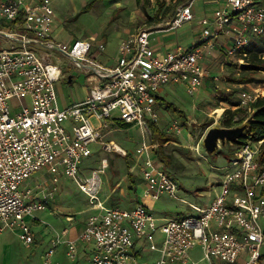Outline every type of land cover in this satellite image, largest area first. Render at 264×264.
I'll return each instance as SVG.
<instances>
[{"label": "built area", "instance_id": "1", "mask_svg": "<svg viewBox=\"0 0 264 264\" xmlns=\"http://www.w3.org/2000/svg\"><path fill=\"white\" fill-rule=\"evenodd\" d=\"M194 1L185 0L161 30L193 20ZM222 2L202 20V41L160 53L151 43L152 30L138 28L121 41L115 63L108 65L95 57L90 40L70 42L53 36L51 0H0V234L18 230L30 246L35 236L29 218L47 207L39 191L57 190L61 178L68 177L98 210L76 237L65 241L73 261L80 255L79 242H93L88 264H201L191 255L196 245L202 248L204 264H264V162L260 157L264 140H247L231 156L225 173L211 184V190L217 188L215 195L204 205L190 203L198 215L160 217L147 204L163 196L178 198L180 189L153 146L152 124L160 123V89L184 85L194 93L210 73L203 59L216 49L221 36L231 40L226 55L244 61L254 38L264 35V0ZM98 49L103 51L106 45ZM60 53L89 81L87 95L67 107L59 105L56 87L60 79L70 76L61 65ZM258 97L244 90L236 107L252 114L251 104ZM112 123L132 125L142 133L136 154L141 157L139 174L145 187L131 208L105 206L99 196L107 162L92 170L81 167L82 160L93 154V143L129 156L116 141L107 140L109 132L118 129ZM182 130L183 124L174 119L164 131L179 135ZM39 171H46L50 181L38 184L36 190L23 189ZM68 233V228L62 230ZM61 242L58 235L44 264L51 263Z\"/></svg>", "mask_w": 264, "mask_h": 264}, {"label": "rangeland", "instance_id": "2", "mask_svg": "<svg viewBox=\"0 0 264 264\" xmlns=\"http://www.w3.org/2000/svg\"><path fill=\"white\" fill-rule=\"evenodd\" d=\"M51 1L56 24L53 36L70 42L77 39L90 40L94 44L95 57L107 64L115 63L119 44L138 28H150L153 31L150 35L151 43L162 48L170 44L190 46L202 41L205 28L202 20L211 17L223 5L222 1L208 4L209 0H195L192 7L195 15L193 20L173 30H161L185 0ZM168 6L169 12L164 16ZM256 40H259L257 48L261 51L264 49V35L254 38V44ZM103 43L106 49L101 51L98 47ZM215 48L216 53H213L215 50L211 51L212 54L209 53L214 56L210 67L216 65L214 72L217 78L213 82L202 85L194 93H190L184 85L169 84L160 89L162 99L158 104V113L161 129L168 128L174 119L183 124L182 132L175 135L177 139L164 145L165 153L170 155V161L166 165L179 184V197L174 199L163 196L155 202L153 208L160 217L198 215L199 212L190 203L204 205L208 197L215 195L217 188L211 190V184H217L225 173V167L231 161L229 150L236 147L231 141L225 144L220 142L217 153L210 154L204 146L207 132L212 127L222 126L219 120L225 109H234V105L239 104L242 91L249 90L264 96V70H244L242 66L246 59L240 61L239 56L226 55L224 44L219 40ZM59 56L68 75L74 77L72 82L64 77L56 83L59 105L67 107L87 95L89 81L87 75L80 72L69 58L61 53ZM250 115L246 111L239 117L244 118L245 122ZM115 127L118 129L109 132L107 140L116 141L129 156L105 151L99 143H93V154L82 160L81 167L92 170L107 162L109 166L102 174L103 186L99 196L105 206L131 208L143 195L145 187L139 174L141 157L136 154L142 133L132 125L112 123V128ZM47 181H50L47 172L39 171L28 179L23 189L28 186L36 190L38 184ZM39 193L43 195L41 198L46 201L47 207L36 211L35 216L29 218L34 231V242L27 246L21 240L18 230H5L0 234V264H44L46 252L58 240L57 234L62 243L55 248L50 264H88L86 258L91 254L93 242L78 243L80 255L77 261L67 256L65 243L72 232L76 237L89 216L98 211L89 205L87 194L68 177L61 178L57 190L53 191L48 187L46 191ZM46 194L48 198L44 197ZM64 228L69 229L66 235L62 234ZM191 255L194 260L205 263L202 261L204 254L200 245L191 250ZM152 256L155 260L158 254Z\"/></svg>", "mask_w": 264, "mask_h": 264}, {"label": "trees", "instance_id": "3", "mask_svg": "<svg viewBox=\"0 0 264 264\" xmlns=\"http://www.w3.org/2000/svg\"><path fill=\"white\" fill-rule=\"evenodd\" d=\"M169 9L170 6H168L167 10L163 13L164 16H166V14L169 12ZM258 46L259 40H256L255 44L253 42L252 45L247 49V55L244 56V59H246V63L242 66L244 70H264V49L260 48L262 49L260 51L257 48ZM260 52H262V54H260ZM251 106L254 111L251 114L252 120L249 128L240 141L234 142V145L236 147L229 150V152L231 153L230 156L236 155L240 146L246 143L247 140H252L253 142L264 140V96L258 97V99L253 102ZM246 111L247 109L243 107H236L234 109L231 107L227 108L225 109L219 121L224 127H235L244 122V118H242L241 120H237L236 117ZM181 114L186 117V114L183 111H181ZM123 126H126V124ZM152 129L153 146L155 148V152L163 163L168 164L170 161V155L165 153L164 145L171 140H176L177 136L162 130L155 124H152ZM260 157L264 162V141L261 144Z\"/></svg>", "mask_w": 264, "mask_h": 264}, {"label": "water", "instance_id": "4", "mask_svg": "<svg viewBox=\"0 0 264 264\" xmlns=\"http://www.w3.org/2000/svg\"><path fill=\"white\" fill-rule=\"evenodd\" d=\"M69 82L73 81V76L70 75ZM252 117L250 116L245 122L235 127H224V126H216L209 129L205 138H204V146L206 150L210 154L217 153L220 142L225 144L227 141L237 142L240 141L249 125L251 123Z\"/></svg>", "mask_w": 264, "mask_h": 264}, {"label": "crops", "instance_id": "5", "mask_svg": "<svg viewBox=\"0 0 264 264\" xmlns=\"http://www.w3.org/2000/svg\"><path fill=\"white\" fill-rule=\"evenodd\" d=\"M220 1H223V0H209V3L208 4H211V3H219ZM56 27V24L54 25V31H55V28ZM153 32V31H152ZM54 33V32H53ZM219 42H221L222 44H224V50H226V48L229 46V44H230V42H231V40H230V38H229V36H227V35H223V36H221L220 37V39H219ZM155 46V48L160 52V53H165V52H167V51H169L170 49H172L175 45H172V44H170V45H168V46H166L165 48H162L161 46H159V45H154ZM216 51L217 50H215L213 53H216ZM212 52H210L211 54H212ZM211 54H207V56L203 59V64L209 69V74L206 76V78H205V80H204V83H203V85L205 84H207V83H211V82H213V79H215V78H217L216 76H215V72H214V67L216 66H212V67H210V65H211V63H212V59H213V55H211ZM209 55V56H208ZM116 61V60H115ZM107 64V63H106ZM114 64V63H113ZM113 64H108V65H113ZM159 99H160V101H161V99H162V96H161V94H160V92H159ZM236 106L237 105H234V108H236ZM160 126V125H159ZM161 127V126H160ZM162 128V127H161ZM209 198V197H208ZM139 199H140V197H139ZM139 199L136 201V204L135 205H137V203H138V201H139ZM147 204L151 207V208H153L154 207V204H155V202H152V201H147ZM134 205V206H135ZM154 209V208H153ZM57 235H59V234H57ZM59 237H60V235H59ZM75 236L73 235V232H72V236L70 237V238H74ZM62 243V242H61Z\"/></svg>", "mask_w": 264, "mask_h": 264}]
</instances>
